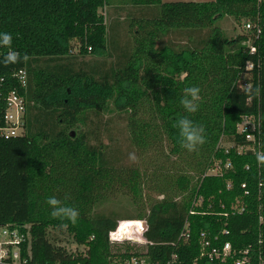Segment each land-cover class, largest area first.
Returning <instances> with one entry per match:
<instances>
[{
    "label": "trees",
    "instance_id": "trees-1",
    "mask_svg": "<svg viewBox=\"0 0 264 264\" xmlns=\"http://www.w3.org/2000/svg\"><path fill=\"white\" fill-rule=\"evenodd\" d=\"M226 17L251 25L248 34L229 38L217 25ZM128 19L133 45L115 41L127 37L119 26ZM0 32L12 34L11 50L28 56L0 65L9 80L28 73L25 134L0 139V227L30 234L22 247L28 264H128L133 256L166 264L173 255L177 264H235L199 259L201 233L225 229L222 242L235 251L257 249L261 237L264 257V167L251 150L220 147L222 139L247 145L238 124L255 116L264 150V94L245 95L248 84L264 88V1L0 0ZM190 86L201 89L195 114L180 103ZM114 113L125 117L130 145L148 159L144 169L119 164V150L103 143L100 123ZM182 115L205 128L206 142L195 152L179 142ZM217 161L233 169L204 177ZM121 195L138 205L135 218L98 211ZM50 196L78 209L75 225L63 221L68 227L58 230ZM196 196L203 203L190 215ZM236 203L244 213L233 214ZM122 220L147 221L143 255L130 247L112 252L110 233ZM186 221L191 239L175 247Z\"/></svg>",
    "mask_w": 264,
    "mask_h": 264
},
{
    "label": "built area",
    "instance_id": "built-area-1",
    "mask_svg": "<svg viewBox=\"0 0 264 264\" xmlns=\"http://www.w3.org/2000/svg\"><path fill=\"white\" fill-rule=\"evenodd\" d=\"M263 2L264 0H259ZM247 29H251V25L247 24ZM255 51V49H252ZM252 65L249 64L247 69H252ZM12 80H15L19 87L14 88L10 83L9 78L0 75V139L8 140L14 137L23 136L26 131V121L28 114V100L26 98L23 89L28 87V73L26 70H19L11 76ZM239 135L245 137L247 145L241 146L230 141V145H225L224 139L220 142V147L225 148L226 153L230 149H237L238 154H242L244 150H251L255 153L261 150L262 146V124L258 117L244 116L241 122L238 124ZM233 169L231 162L223 164L222 162H215L213 167L206 173L204 177H224V175ZM249 170V166L246 167ZM228 188H231V182L228 183ZM246 196H250L247 183L242 184ZM264 189V183L259 182V194H262ZM260 200V199H259ZM203 203V197L196 196L193 208L190 211V215L198 214L195 211L196 207H199ZM244 204L240 205L236 203L232 206L233 214H242L245 212ZM263 209V204L260 205V210ZM227 216V214H225ZM140 224V241L133 242L130 237L128 239H121L118 237L120 228L125 222H121L116 231L110 233V245L123 246L127 243H135L141 246L148 247L149 241L145 238V233L148 231L147 221L141 220ZM260 223L264 224V215H260ZM129 224V223H128ZM230 232L225 229L220 234L212 237L208 232H202L200 235V260H207L211 263L219 262L226 263L229 260H234L235 264H264L263 257V241L260 237L257 243V249L254 245H249L247 248L235 251L232 243L222 242V236H228ZM191 239V229L189 221H186L182 233L178 239V243H174L173 246L177 247L179 242L186 243ZM30 240V234L24 233L19 227L10 228L0 227V264H28V259L22 257V247L26 241ZM141 255V254H140ZM143 255V254H142ZM178 256L173 255L166 264H177ZM128 264H146L145 260L141 257L133 256Z\"/></svg>",
    "mask_w": 264,
    "mask_h": 264
},
{
    "label": "rangeland",
    "instance_id": "rangeland-1",
    "mask_svg": "<svg viewBox=\"0 0 264 264\" xmlns=\"http://www.w3.org/2000/svg\"><path fill=\"white\" fill-rule=\"evenodd\" d=\"M178 1H213V0H178ZM157 9H160L157 6ZM133 21L131 19H128L125 22H122L119 26L120 31L126 29L128 31V34L126 35V38H122V36L115 40L119 43H128L129 45H133V39L131 36V27H132ZM217 25L221 27V29L227 34L229 38H236L238 36H244L248 34L247 29V23L241 22L237 23L235 19L226 17L220 21L217 22ZM110 40V39H109ZM114 41V42H115ZM113 42V43H114ZM110 47V46H109ZM70 93V90H69ZM118 114L114 113L113 115H104V120L102 123H100V137L105 145H110L112 149H118L119 152L116 155L119 159V164L124 166H137L140 169H144L145 165L147 164V158L141 155L138 150L133 148L129 143V133L127 129V122L124 119L125 117H119ZM94 127V126H93ZM91 129V128H90ZM230 141H224L225 145H230ZM121 144V145H120ZM109 146V147H110ZM130 152H135L137 156V160L135 162H132L128 159V154ZM151 196L154 198H160L157 193L151 192ZM138 205H133L131 201H129L124 196H118L115 201H112L108 204H105L102 206L98 211L104 212V213H118V217H136L139 213ZM122 219V218H120ZM126 224H123L120 228V233L125 234L128 233L129 237L133 239V242L140 241V224L139 221H126L122 220ZM120 221V222H122ZM129 223V224H128ZM127 247H130L131 254H144L147 251V247L141 246L135 243H127L123 246H115L112 249L113 253H124ZM72 250H76L77 247L75 245H72ZM80 251H83V247L79 248Z\"/></svg>",
    "mask_w": 264,
    "mask_h": 264
},
{
    "label": "clouds",
    "instance_id": "clouds-1",
    "mask_svg": "<svg viewBox=\"0 0 264 264\" xmlns=\"http://www.w3.org/2000/svg\"><path fill=\"white\" fill-rule=\"evenodd\" d=\"M12 39L11 33L0 32V48L10 49L6 53L0 55V65L4 67L20 64L28 60L27 54L22 56L19 52L11 50ZM200 92L201 89L198 86H190L184 89V95L180 103L186 113L195 114L199 111L200 101L202 99ZM262 94H264V88H262L261 85L257 84L253 86L248 84L245 87V95L249 100L259 99ZM175 127L179 132L181 147L188 152L197 151L199 146H202L206 142L205 128L195 123L188 115L180 116L175 122ZM254 155L256 157L257 166L264 167V150H258ZM128 159L135 162L137 160L135 152H130L128 154ZM46 203L51 209L50 215L52 218L62 221V223L57 225L58 230H63L68 227V224L63 223V221L70 222L72 225L77 223L79 219V211L77 208L64 204L55 196L48 197Z\"/></svg>",
    "mask_w": 264,
    "mask_h": 264
},
{
    "label": "crops",
    "instance_id": "crops-1",
    "mask_svg": "<svg viewBox=\"0 0 264 264\" xmlns=\"http://www.w3.org/2000/svg\"><path fill=\"white\" fill-rule=\"evenodd\" d=\"M164 3H172V2H196V1H178V0H162ZM214 1V0H213ZM202 2H212V1H200ZM199 2V3H200Z\"/></svg>",
    "mask_w": 264,
    "mask_h": 264
},
{
    "label": "water",
    "instance_id": "water-1",
    "mask_svg": "<svg viewBox=\"0 0 264 264\" xmlns=\"http://www.w3.org/2000/svg\"><path fill=\"white\" fill-rule=\"evenodd\" d=\"M118 237L121 238V239H128L129 238V235L128 233H125V234H121L120 232L118 233ZM111 248L115 247L114 245H110Z\"/></svg>",
    "mask_w": 264,
    "mask_h": 264
}]
</instances>
